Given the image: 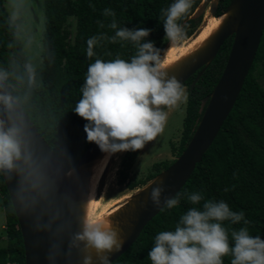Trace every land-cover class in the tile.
<instances>
[{"label":"trees","instance_id":"obj_1","mask_svg":"<svg viewBox=\"0 0 264 264\" xmlns=\"http://www.w3.org/2000/svg\"><path fill=\"white\" fill-rule=\"evenodd\" d=\"M173 2L174 0H43L45 20L42 62L35 68L26 58L17 38V25L7 19L3 1L0 0V72L63 169L73 166L90 145L84 131L87 121L75 113L76 104L82 96L81 89L88 66L97 58L105 61L116 58L130 61L137 51L131 42L111 43L103 39L94 49L96 56L87 58L88 38L101 34L111 37L115 33V30L108 27L113 18L104 16V9L115 12L118 27L151 29L145 42H154L163 57L170 41L165 38L161 10L167 9ZM200 2L201 0H192L188 13L178 21L183 23V39L188 38L199 23L200 15L193 12ZM229 2L230 0H219L216 16ZM68 17L75 19L72 39L66 23ZM98 21L104 27H100ZM231 43V36L225 39L193 88H190V84L195 74L183 84L186 87L187 103L176 157L189 142L201 118L200 102L217 83ZM263 84L264 27L256 55L233 108L201 161L177 192L182 194L180 204L174 209L163 207L144 226L129 248L110 264H151L147 257L156 234L174 229L180 216L193 207L184 195L192 192L202 193L205 199L223 200L233 211L244 212L249 223L244 225L242 221L232 225L225 221L224 226L229 232L247 227L251 235H260L264 239ZM138 151H125L121 159L122 168L117 174L118 183L124 184L128 189L145 185L174 161L155 162L144 179H128L126 172L132 167ZM0 196L5 217V245L0 246V264H24V248L17 217L1 174ZM223 259L224 264H230V256Z\"/></svg>","mask_w":264,"mask_h":264},{"label":"water","instance_id":"obj_2","mask_svg":"<svg viewBox=\"0 0 264 264\" xmlns=\"http://www.w3.org/2000/svg\"><path fill=\"white\" fill-rule=\"evenodd\" d=\"M210 2L213 17L224 16L212 33L191 52L165 66L168 77L182 85L195 74L196 84L228 37L232 43L222 73L200 102L201 118L189 142L174 161L130 195L104 218V230L117 233L120 249L99 252L78 239L87 229L86 213L90 176L95 162L107 152L90 143L69 169L61 167L48 143L38 132L0 72V96L11 98L8 108L0 101V122L5 130L16 128L21 156L12 169H0L5 188L17 217L24 248V264H108L124 253L144 226L163 208L167 198L183 187L197 163L212 144L241 91L256 55L264 27V0H230L216 16L219 0ZM183 25V23L181 24ZM166 49V48H165ZM162 182V185H161ZM161 185V205L150 199L153 187Z\"/></svg>","mask_w":264,"mask_h":264},{"label":"clouds","instance_id":"obj_3","mask_svg":"<svg viewBox=\"0 0 264 264\" xmlns=\"http://www.w3.org/2000/svg\"><path fill=\"white\" fill-rule=\"evenodd\" d=\"M191 6L192 0H174L161 10L165 38L172 44L184 38V28L178 21ZM103 15L113 18L108 27L115 33L111 37L101 34L88 38L87 58L96 56L94 49L103 39L111 43L131 42L137 51L130 61L95 59L87 68L75 113L87 121L84 126L87 141L95 143L102 152L138 151L164 131L168 119L164 109L171 110L186 102L187 93L175 76L168 77L161 50L154 42H145L151 29L118 27L115 12L108 8ZM98 23L104 27L102 22ZM0 101L11 108L10 97L0 96ZM20 156L18 130L14 127L5 130L0 122V169H12ZM161 185L153 187L150 194L157 207L164 191ZM184 195L193 207L180 216L174 229L156 234L147 257L151 264H224L223 258L227 256L231 257L230 264H264V239L260 235H251L247 227L229 232L224 226L225 221L232 225L243 221L247 225L249 221L243 211H233L223 200L205 199L200 192ZM181 196L177 193L167 198L163 207L176 208ZM105 228L101 222L89 221L78 239L87 240L88 246L98 253L118 251L122 242L117 233ZM101 259L102 264H108L106 256ZM85 264H90V258L85 259Z\"/></svg>","mask_w":264,"mask_h":264},{"label":"rangeland","instance_id":"obj_4","mask_svg":"<svg viewBox=\"0 0 264 264\" xmlns=\"http://www.w3.org/2000/svg\"><path fill=\"white\" fill-rule=\"evenodd\" d=\"M2 1L7 19L17 25L16 35L26 58L33 67L37 68L42 62V37L45 20L43 0ZM209 9L210 2L205 5L201 0L193 12L197 16L200 15L199 23L188 38L178 42L181 52L176 57L164 61V52L162 57L164 65L191 52L203 42L205 35L208 36L215 24V19L211 17ZM66 23L70 30V39H72L75 33V19L68 17ZM184 89L186 90V87ZM186 103L187 101L182 102L171 110L164 109L168 112L164 131L154 141L147 143L143 149L138 151L132 167L126 172L128 179H144L155 162L174 160L180 144ZM124 153L125 151L110 153L92 175L86 213L89 221L95 222V220L104 218L142 187L128 189L124 184L118 183L117 174L122 168L121 159ZM4 221L0 196V246L5 245Z\"/></svg>","mask_w":264,"mask_h":264},{"label":"bare ground","instance_id":"obj_5","mask_svg":"<svg viewBox=\"0 0 264 264\" xmlns=\"http://www.w3.org/2000/svg\"><path fill=\"white\" fill-rule=\"evenodd\" d=\"M211 17L215 19V22H214L215 24H214L213 27L211 28L212 30H211L210 33H212V31H214V30L216 29V27L219 25V23L221 22V20L223 19L224 16L222 15V16H220V17H218V18L213 17V16H211ZM210 33H209V34H210ZM209 34H208V35H209ZM207 37H208V36L205 35V37L203 38V41H204ZM180 52H181V48L178 46V43H176V44H172L171 42H169V44H168V46H167V48H166V50H165V58H164V61H169V60H171L172 58L176 57L177 54H179ZM178 59H179V58H178ZM175 60H177V59H175ZM175 60L169 62L168 64L173 63ZM162 63H163V58H162ZM168 64H167V65H168ZM164 66H166V65H164ZM109 154H110V153H106V154H104L103 157H101L100 159H98V160L95 162V164L93 165V168H92V174H91V176H90V184H91V178H92V175L95 173L97 167L99 166L100 163H102V162H103V161L109 156ZM89 194H90V192H89ZM88 197H89V196H88ZM95 222H101L102 224H106V223H107V222L105 221V218H102V219H99V220H95ZM88 223H89V220H88V217H86V225H88Z\"/></svg>","mask_w":264,"mask_h":264},{"label":"flooded vegetation","instance_id":"obj_6","mask_svg":"<svg viewBox=\"0 0 264 264\" xmlns=\"http://www.w3.org/2000/svg\"><path fill=\"white\" fill-rule=\"evenodd\" d=\"M232 37V36H231Z\"/></svg>","mask_w":264,"mask_h":264}]
</instances>
